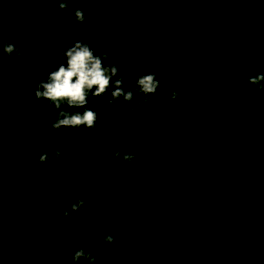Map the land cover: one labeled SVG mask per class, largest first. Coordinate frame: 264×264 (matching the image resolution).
<instances>
[{
  "label": "trees",
  "instance_id": "obj_1",
  "mask_svg": "<svg viewBox=\"0 0 264 264\" xmlns=\"http://www.w3.org/2000/svg\"><path fill=\"white\" fill-rule=\"evenodd\" d=\"M249 4L69 0L78 24L51 0H0V264H90L81 248L92 264H264V86L248 83L264 74V0ZM77 41L126 90L154 73L156 93H90L94 127L52 128L59 110L34 92Z\"/></svg>",
  "mask_w": 264,
  "mask_h": 264
},
{
  "label": "clouds",
  "instance_id": "obj_2",
  "mask_svg": "<svg viewBox=\"0 0 264 264\" xmlns=\"http://www.w3.org/2000/svg\"><path fill=\"white\" fill-rule=\"evenodd\" d=\"M69 0H51V4H58L61 10H65L69 17L74 19L78 24H82L85 19V12L83 9H75L74 11L68 7ZM3 52L7 55L16 54L17 57L22 56L17 44L8 43L3 47ZM66 57V65H58L55 70L50 71L46 77H42L36 87L34 96L36 100L45 99L54 105L53 111H57L56 120L51 124L54 129L62 127H87L92 128L97 121V113L85 107L88 104L89 94L94 97H102L111 91V99L108 103H115L123 100L130 102L133 100L135 94L141 96L142 102H149L150 96L155 94L159 81L156 79L154 73H146L137 78L135 82V90H126L124 87V78L118 75L119 66L112 64L105 66L103 61L110 57L103 53L100 48L99 54H94V49L82 41H77L73 46L66 49L61 53ZM115 77V79H113ZM264 74H258L254 77H249L248 83L258 88L264 86ZM179 94L175 91L172 92L171 100H175ZM67 104L70 108H84L83 112L80 111H66L60 110L62 104ZM139 108V103L132 105V110L136 111ZM152 117H149L151 120ZM45 123H47L45 121ZM43 126V125H41ZM135 139V137H133ZM116 157H121L120 151H115ZM138 155L136 152L126 153L122 159L131 163ZM60 151L55 150L54 157L59 158ZM53 159L47 152L39 157L41 163H47ZM88 202L86 199H79L68 206L62 211L61 215L72 218V213L77 211H86L85 204ZM70 209V210H69ZM105 244L114 243V237L108 235L104 239ZM73 261H80L81 259L88 260L90 264L94 261L91 253L83 248L74 252Z\"/></svg>",
  "mask_w": 264,
  "mask_h": 264
},
{
  "label": "rangeland",
  "instance_id": "obj_3",
  "mask_svg": "<svg viewBox=\"0 0 264 264\" xmlns=\"http://www.w3.org/2000/svg\"><path fill=\"white\" fill-rule=\"evenodd\" d=\"M250 4H249V9L247 10V13H250L251 11H253V9L256 7L258 0H249Z\"/></svg>",
  "mask_w": 264,
  "mask_h": 264
}]
</instances>
